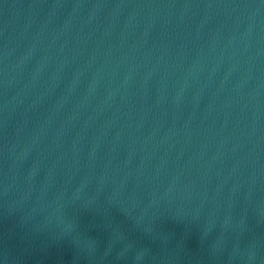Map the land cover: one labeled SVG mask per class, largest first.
<instances>
[{
	"label": "water",
	"instance_id": "1",
	"mask_svg": "<svg viewBox=\"0 0 264 264\" xmlns=\"http://www.w3.org/2000/svg\"><path fill=\"white\" fill-rule=\"evenodd\" d=\"M0 264H264V0H0Z\"/></svg>",
	"mask_w": 264,
	"mask_h": 264
}]
</instances>
